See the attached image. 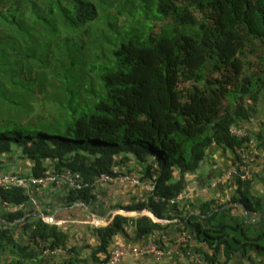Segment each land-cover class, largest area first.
Returning <instances> with one entry per match:
<instances>
[{"label":"trees","instance_id":"1","mask_svg":"<svg viewBox=\"0 0 264 264\" xmlns=\"http://www.w3.org/2000/svg\"><path fill=\"white\" fill-rule=\"evenodd\" d=\"M263 91L264 0H0V170L3 158L21 157L36 176L69 168L88 183L117 167L131 172L132 160L145 179L159 173L146 203L126 208L157 221L115 215L94 229L100 243L88 259L57 225L26 214L29 192L0 187V264H101L130 227L139 240L184 233L210 264L264 256V197L251 180L198 213L154 199L181 193L212 143L241 144L230 128L256 113ZM250 136L263 145L262 134ZM237 206L261 216L250 222ZM39 240L69 257L52 261Z\"/></svg>","mask_w":264,"mask_h":264},{"label":"crops","instance_id":"2","mask_svg":"<svg viewBox=\"0 0 264 264\" xmlns=\"http://www.w3.org/2000/svg\"><path fill=\"white\" fill-rule=\"evenodd\" d=\"M256 108V113L249 120L244 121L241 127L252 135L262 134L264 136V91L260 95ZM16 158H14L16 162H12V158H3V160L7 161L5 170L14 171L23 175H31L32 162L26 158ZM233 161L234 155L232 151L223 150L215 143H212L203 166L199 170L186 175L184 189L188 191V195L180 203V209L183 211L193 210L198 213L202 209H206V202L222 204L230 201L233 196L237 195V179L232 175H225L223 173L225 170L232 168ZM127 165L133 172L144 176L143 164L132 160ZM122 169L126 170V168ZM250 190L252 194L264 197V156L259 157L255 163ZM28 192L30 199L24 207L26 214L32 220L37 217H41L43 220L48 219L50 224H55L60 230L66 232L69 237L68 246H75L80 250L78 254L79 259H88L91 253L97 249L100 240L95 234L94 229L98 226H106L115 215H124L128 218L138 215L152 217L149 213L150 210L146 208L141 211L126 209L128 206L146 203L149 195L143 188L127 182L97 183L87 191L85 196L71 193L64 188L55 189L50 186L31 187ZM1 212L2 206L0 204ZM234 214H244L250 222L257 221L261 216L257 217L254 214L246 213L240 206H237ZM175 227L176 223L170 225L172 232L176 231ZM132 228L130 227L128 229V236H114L109 245V250L119 243H124L129 250L120 264L154 263L152 256L147 254L134 255L130 251V249L137 248L144 243L147 238L145 237L142 240L137 239L134 232H130ZM15 231L20 237H24V241H27L25 240L27 236L19 229ZM251 235H256L253 230ZM57 248H60L59 251L51 253L49 256L52 261L61 262L69 257L63 248ZM249 252V256L236 253L233 257L232 264H253V262L254 264H260V261L264 259V256H257L252 250ZM198 255L201 260L196 261L193 258L185 256L183 253H172L166 256L164 262L210 264L203 259L202 255ZM100 257L105 258L104 255H100Z\"/></svg>","mask_w":264,"mask_h":264},{"label":"built area","instance_id":"3","mask_svg":"<svg viewBox=\"0 0 264 264\" xmlns=\"http://www.w3.org/2000/svg\"><path fill=\"white\" fill-rule=\"evenodd\" d=\"M231 134L246 138L241 144L234 147L232 150L234 155V164L231 169L225 170V175H232L236 179L241 181L251 180L253 177L255 163L259 157L264 156V142L262 146H258L256 137L248 136V132L242 127L232 126L230 128ZM155 166L152 172H155ZM157 174H153L152 178H143V176L131 171H126L120 167L112 170L111 173L100 174L94 182L88 183L84 181L82 175L73 171L69 168L62 170H54L49 168L42 175H23L10 170H0V187L11 188L18 187L26 190L27 192L31 187H46L52 188H64L69 192H78L84 190L87 187H93L97 183L104 182H127L134 186L141 187L146 190L149 194H154L155 182ZM188 195V191L185 189L170 198L154 196L155 200L167 202L168 204L181 203ZM173 220H167L175 221ZM48 222V219L44 220ZM145 242L139 245L137 248L130 249L134 255L147 254L152 256L154 263L164 262L167 255L174 253H183L185 256L195 259L196 261L201 260L200 256L193 251L192 247H187V239L184 233L176 232L169 237L163 235L158 237V233H151L146 236ZM159 238V239H158ZM39 247L42 249L43 254H51L59 251L57 247L51 248L48 246L46 241L39 240ZM129 249L126 245L117 244L111 250L107 259L102 264H120L127 255Z\"/></svg>","mask_w":264,"mask_h":264},{"label":"rangeland","instance_id":"4","mask_svg":"<svg viewBox=\"0 0 264 264\" xmlns=\"http://www.w3.org/2000/svg\"><path fill=\"white\" fill-rule=\"evenodd\" d=\"M159 23H154V29L156 30V29H158L159 28ZM6 158V157H5ZM15 158V157H14ZM13 157H12V159H11V161L12 162H16V160L14 159ZM16 159H19L18 157L16 158ZM23 161H25V160H23ZM143 212V211H142ZM0 261H1V258H0Z\"/></svg>","mask_w":264,"mask_h":264},{"label":"water","instance_id":"5","mask_svg":"<svg viewBox=\"0 0 264 264\" xmlns=\"http://www.w3.org/2000/svg\"><path fill=\"white\" fill-rule=\"evenodd\" d=\"M149 213L151 214V216L153 217V219L155 220V221H157V219L152 215V213L149 211Z\"/></svg>","mask_w":264,"mask_h":264},{"label":"clouds","instance_id":"6","mask_svg":"<svg viewBox=\"0 0 264 264\" xmlns=\"http://www.w3.org/2000/svg\"><path fill=\"white\" fill-rule=\"evenodd\" d=\"M106 259H107V257L104 259V261H103V262H105V260H106ZM103 262H102V263H103ZM102 263H101V264H102ZM162 263H163V262H162Z\"/></svg>","mask_w":264,"mask_h":264}]
</instances>
